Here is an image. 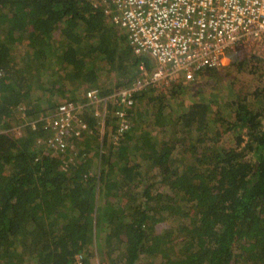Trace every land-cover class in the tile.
I'll return each instance as SVG.
<instances>
[{"label":"trees","instance_id":"obj_1","mask_svg":"<svg viewBox=\"0 0 264 264\" xmlns=\"http://www.w3.org/2000/svg\"><path fill=\"white\" fill-rule=\"evenodd\" d=\"M120 30L88 0H0V264H264V89L256 108L231 100L233 116L212 96L179 109L137 92L120 144L98 149L99 175L92 138L79 157L46 145L40 117L81 97L79 80L109 95L115 68L120 86L153 64ZM79 117L97 131L91 110Z\"/></svg>","mask_w":264,"mask_h":264},{"label":"built area","instance_id":"obj_2","mask_svg":"<svg viewBox=\"0 0 264 264\" xmlns=\"http://www.w3.org/2000/svg\"><path fill=\"white\" fill-rule=\"evenodd\" d=\"M88 2L116 26L127 30L133 50L153 64L149 66L142 59L138 76L114 87L109 95L91 87L82 102L64 101L51 114L40 117L49 132L46 145L63 156L79 157L77 142L93 134L79 117L80 109H92L98 123L99 151H105L106 136L110 135L109 144L119 145L130 127L127 109L137 92L164 84L187 88L199 69L223 68L229 64L232 51L252 44L264 46V0ZM87 153L84 151L82 156L87 157Z\"/></svg>","mask_w":264,"mask_h":264},{"label":"rangeland","instance_id":"obj_3","mask_svg":"<svg viewBox=\"0 0 264 264\" xmlns=\"http://www.w3.org/2000/svg\"><path fill=\"white\" fill-rule=\"evenodd\" d=\"M113 24V23H112ZM115 27L116 25L113 24ZM121 33L124 32L126 34L127 30H120ZM25 49H19V52L24 53ZM105 70L100 73L103 75L102 78L105 77V73L108 71L107 64L105 62L102 63ZM106 64V65H105ZM56 66V65H55ZM54 66V67H55ZM58 66V64H57ZM57 66L55 68H57ZM213 74L205 78L201 81H198L195 77V80L192 84L187 85V88L183 90L185 93L180 95L178 98L174 95H171L174 90V85H161L157 89H154L151 93L147 94L152 98H169L171 100H177L179 109L187 107L189 104L198 101L202 98L203 101H210L221 105L224 109L222 110V115L229 114L231 116L235 113V107L228 108V104L232 102L231 100L246 101L250 108L258 107V99L257 96L261 94V90L264 89V46L263 45H247L236 49L231 52L230 62L227 66L220 69H213ZM110 71V70H109ZM117 70L114 69V84H117ZM80 84H83L81 87L83 89L82 93H85L87 89L90 87L86 86V82H82L79 80ZM86 89V90H85ZM77 92V91H76ZM72 95V94H71ZM76 94L72 95L75 96ZM70 96V95H69ZM180 98V99H179ZM68 100V99H67ZM66 101V100H64ZM63 101V102H64ZM21 114H18L19 118ZM22 119V118H21ZM98 123H96L97 128ZM24 126L23 123H12L10 127H7L5 131H8L12 136L19 137L23 134ZM91 136H85V138H92L93 141H90V151H89V164L90 169L93 174L99 175L101 170L105 168L107 162L102 163L100 159V154L98 153L99 147V135L97 131H92ZM236 131H227L223 134L222 145L230 146L235 143L234 136ZM84 138V139H85ZM83 140V139H82ZM110 135L106 136L104 142L109 143ZM76 142V140H75ZM81 142V139L77 143ZM107 151V152H106ZM104 154L108 157V150L106 149ZM69 155V154H67ZM61 156V155H60ZM149 177V176H147ZM150 178V177H149ZM157 188L155 185L152 188V192H154ZM164 188L159 187V190H163ZM101 256L97 254L95 258V263L98 264Z\"/></svg>","mask_w":264,"mask_h":264},{"label":"crops","instance_id":"obj_4","mask_svg":"<svg viewBox=\"0 0 264 264\" xmlns=\"http://www.w3.org/2000/svg\"><path fill=\"white\" fill-rule=\"evenodd\" d=\"M114 87H116V84L114 85ZM90 88H91V87H90ZM85 90H86V89H85ZM85 92H86V91H85ZM84 97H85V93H83V94L81 95V97H79V98H77V97H72V98H70V99L77 100L78 102H82V101L84 100ZM70 99H68V100H70ZM83 110H92V109H89V108L85 107V108L80 109L78 113L80 114V112L83 111Z\"/></svg>","mask_w":264,"mask_h":264},{"label":"clouds","instance_id":"obj_5","mask_svg":"<svg viewBox=\"0 0 264 264\" xmlns=\"http://www.w3.org/2000/svg\"><path fill=\"white\" fill-rule=\"evenodd\" d=\"M113 23V22H112ZM114 24V23H113ZM118 27V26H117ZM70 100H73V99H70ZM67 101V100H66ZM45 115V114H44Z\"/></svg>","mask_w":264,"mask_h":264}]
</instances>
